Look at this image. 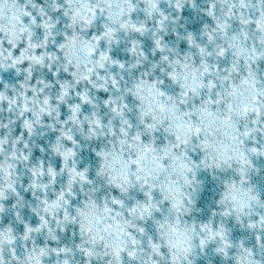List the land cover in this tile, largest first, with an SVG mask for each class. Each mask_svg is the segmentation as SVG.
I'll return each mask as SVG.
<instances>
[{"label": "snow or ice", "instance_id": "snow-or-ice-1", "mask_svg": "<svg viewBox=\"0 0 264 264\" xmlns=\"http://www.w3.org/2000/svg\"><path fill=\"white\" fill-rule=\"evenodd\" d=\"M142 2L0 0V73L15 78L0 79L9 113L0 215L10 193L16 200L14 220L0 226V264H182L192 245L177 228L180 182L233 161L239 179L225 183L224 219L199 225V248L214 244L223 264H264V198L252 175H264V0H191L202 18L194 30L181 24L188 0H169L173 14ZM169 32L181 47L163 39ZM49 130L55 140L38 150L56 160L34 162L33 141ZM19 165L37 205L17 191Z\"/></svg>", "mask_w": 264, "mask_h": 264}, {"label": "clouds", "instance_id": "clouds-1", "mask_svg": "<svg viewBox=\"0 0 264 264\" xmlns=\"http://www.w3.org/2000/svg\"><path fill=\"white\" fill-rule=\"evenodd\" d=\"M48 0H37V3L40 5H44L47 3ZM206 0H198L199 6L203 7ZM169 0H160V6L162 10L168 12L169 14H173V10L168 7ZM141 7H143V2L141 0ZM191 13V16L186 15L185 13ZM139 19L143 20L144 15L141 12ZM202 18L199 16V14L194 11L191 7V0H188V2L185 5L184 11L181 14V24L186 26L189 30H194L189 27V25L196 20H201ZM148 27H152V20L149 19L147 21ZM147 39H150V37H146ZM163 39L168 40L171 43H175L177 47L182 46V42H176V37L174 32L167 33ZM121 56H124L123 51H121ZM149 58L153 59L151 55L149 54ZM127 59H131V56H128ZM0 79L4 78V73H0ZM15 79V78H14ZM7 80V79H5ZM11 92V90H9ZM9 118V113L5 109L4 111L0 112V120H2L4 123H7ZM51 123V121H49ZM21 127L19 124V121L12 127V135H17L21 132ZM0 133L7 134L6 129H0ZM75 135L79 136L82 141L86 138V132L80 130V126H76V131L74 132ZM55 140V134H53L50 130L46 131L44 136L37 137L33 143L37 145V147L33 148V161H38L39 159L43 158L44 156H47L50 160H56L55 153L46 152V153H40L39 147L40 141H43L44 144H49L50 142ZM92 143H99L98 140L93 137L91 140H89L87 143L83 144V150L85 155L81 156L80 160L83 162L86 158V156L89 155L88 148ZM7 148V145L5 146ZM39 153V155H36V153ZM197 155V154H194ZM213 155H209V163H212ZM4 160V156L0 155V162ZM59 163V161H56ZM88 166L91 168L96 167V162L94 160L88 161ZM235 161L232 162L231 168H221V169H215L214 167L210 168H203L201 167L195 175V180L198 183H193L190 185L183 184V181L180 182L181 192L184 194V204L182 205V210L179 216L180 223L177 225V228L180 232L186 231V236L190 239L186 240V245L191 244L192 245V252L189 254L187 258H184L182 260V264H188V261L191 260L192 264H223L222 257L218 256L214 252V244H209L207 251H202L199 248V241L201 238L207 239V234L205 232H202L199 228V225L201 223H208L209 221H214L216 224H219L222 218L219 215V212L221 210V204L219 201L221 200V197L225 193V183L230 182L232 180L239 179L238 174L235 171ZM256 167L260 168L262 172H264V159H258L256 161ZM253 175V182L257 187V191L261 193L262 198H264V175L257 177L255 173ZM13 178L16 182V188L17 191L21 193V195L24 197V203L25 205H37L39 202L35 200L32 196L31 191H27V184H28V173L26 171V165H19L17 169L13 171ZM0 183H4L3 177H0ZM23 185V188L21 187ZM59 187V184H57V188ZM237 187H239V184H237ZM211 192V196L207 199V202L202 204V199L205 198V193ZM191 197V202H188V198ZM81 200H83V197H81ZM16 203L14 194H9V197L6 201H4L5 207L9 209L10 211L8 213H5L4 215H0V226L5 225L7 223H10L14 220V212L11 211L12 205ZM229 204H231V200H228L226 204L224 205L227 207ZM79 205L73 204V207H77ZM264 211V210H261ZM216 212L217 215L215 217L212 216V213ZM25 216L29 221L34 220V215L32 214L31 209H26ZM163 216H168V212L165 209L162 216L158 217L159 219H163ZM176 213L173 212L170 216V222L175 224L176 222ZM6 221V222H5ZM193 225L196 226L195 231H193ZM234 227V222H233ZM236 231H239V229H236ZM174 236L177 234H173Z\"/></svg>", "mask_w": 264, "mask_h": 264}, {"label": "water", "instance_id": "water-1", "mask_svg": "<svg viewBox=\"0 0 264 264\" xmlns=\"http://www.w3.org/2000/svg\"><path fill=\"white\" fill-rule=\"evenodd\" d=\"M185 14L188 15V16H191V13L186 12ZM189 27L192 28V29H197V28L199 27V20L193 21V22L189 25ZM4 78H5V79H8V80H12V79H14V77H12L11 74H4ZM36 155H39V153L37 152ZM211 195H212L211 192H206V193H205V198L202 199V204L205 203V202H207V199H208ZM5 222H6V221H5Z\"/></svg>", "mask_w": 264, "mask_h": 264}]
</instances>
